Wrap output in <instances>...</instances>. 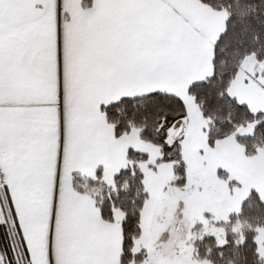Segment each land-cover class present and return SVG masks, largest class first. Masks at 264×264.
<instances>
[{"label":"snow or ice","instance_id":"1","mask_svg":"<svg viewBox=\"0 0 264 264\" xmlns=\"http://www.w3.org/2000/svg\"><path fill=\"white\" fill-rule=\"evenodd\" d=\"M0 264H264V0H0Z\"/></svg>","mask_w":264,"mask_h":264}]
</instances>
